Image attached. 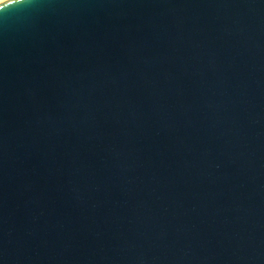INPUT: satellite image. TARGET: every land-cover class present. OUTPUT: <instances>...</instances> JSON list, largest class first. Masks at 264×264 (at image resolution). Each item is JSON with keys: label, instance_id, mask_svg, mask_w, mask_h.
Listing matches in <instances>:
<instances>
[{"label": "water", "instance_id": "1", "mask_svg": "<svg viewBox=\"0 0 264 264\" xmlns=\"http://www.w3.org/2000/svg\"><path fill=\"white\" fill-rule=\"evenodd\" d=\"M0 264H264V0H0Z\"/></svg>", "mask_w": 264, "mask_h": 264}, {"label": "clouds", "instance_id": "2", "mask_svg": "<svg viewBox=\"0 0 264 264\" xmlns=\"http://www.w3.org/2000/svg\"><path fill=\"white\" fill-rule=\"evenodd\" d=\"M24 2V0H20V3H23Z\"/></svg>", "mask_w": 264, "mask_h": 264}]
</instances>
